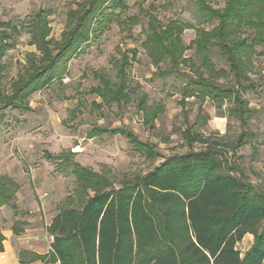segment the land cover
Instances as JSON below:
<instances>
[{"label":"trees","instance_id":"1","mask_svg":"<svg viewBox=\"0 0 264 264\" xmlns=\"http://www.w3.org/2000/svg\"><path fill=\"white\" fill-rule=\"evenodd\" d=\"M199 15L215 21L211 29L196 28V36L187 45L182 34L191 24L171 19L164 24L151 11L147 15L146 37L141 42L150 62L158 69L157 76H172L186 62L185 52L194 48L200 58V68L215 71L211 48H218L227 61L228 70L215 72L233 76L232 85H221L196 70L188 75L181 87L182 104L188 97L200 102L211 100L229 107L222 116L239 120L242 131L231 146L226 166L235 172L224 171L217 150L202 140L192 129L186 128L183 139L192 145L200 142L202 150L163 157V160L142 178L127 187L111 189V182L103 173L85 167L74 159L70 149L56 155L45 153L62 171L71 174L90 187L93 193L81 209L66 208L51 221L54 233L53 251L33 253L31 261L43 264H264V190L255 187L241 169L232 164L236 150L244 146L252 133L246 129L252 108L244 94L251 87L246 71L249 52L257 45L264 48V0H227L223 8H213L206 0H195ZM126 0H72L66 10L67 29L61 39L49 38L48 8L30 13L25 21L10 18L0 21V123L5 109L27 111L31 94L60 78L66 62L83 51L103 29L104 19L114 15L126 31L140 21L137 14L122 18L128 9ZM111 10L107 14L108 10ZM27 26L34 38L39 55L27 64L11 93H5L1 82L3 57L12 46L19 29ZM252 31V37L241 32ZM240 32V34L238 33ZM119 49L114 57L116 81L107 74L96 72L99 85L89 89L107 104L128 102L130 86L127 69L136 61L138 49ZM264 53V51H260ZM168 62L164 70L160 63ZM145 113L143 120L153 122L161 107L139 104ZM152 124V123H151ZM101 133L121 134L145 156L155 160L162 156L150 141L142 142L125 127H96L89 137ZM13 193L9 184L0 178V206L10 204ZM18 234V228L13 229ZM253 236L251 246L241 255L236 245L245 236ZM4 235L0 229V251ZM20 264H29L20 259Z\"/></svg>","mask_w":264,"mask_h":264},{"label":"rangeland","instance_id":"2","mask_svg":"<svg viewBox=\"0 0 264 264\" xmlns=\"http://www.w3.org/2000/svg\"><path fill=\"white\" fill-rule=\"evenodd\" d=\"M71 0H0V21L19 18L22 22L38 9L48 8L50 25L49 38L59 40L67 29L66 10ZM227 0H206L213 8H223ZM128 9L122 18L137 14L139 23L130 31L123 29L114 15L104 19L103 29L98 30L95 38L83 51L66 62V71L49 85L31 94L27 111L5 109V118L0 123V176L9 184L11 190H18L23 204H16V197L0 213V229L18 228V234L11 238L17 258L29 263L33 253L49 252L47 239L54 235L50 223L56 215L66 208L81 209L93 193L90 187L71 174L62 171L56 162L45 153L56 155L70 149L74 159L85 167L103 173L111 182V189L127 187L136 182L148 171L157 166L163 157L182 154L190 150H202L200 142L189 145L183 139V131L190 128L202 140H207L216 150L223 170L235 172L233 166H226L232 153L231 146L242 131L235 117L226 119L228 102L216 106L211 100L200 102L188 97L182 104L180 91L184 83L196 70L203 71L213 81L221 85H232L233 76L215 72L228 70L227 61L218 48H211V61L215 71L200 68V58L195 49L185 52L186 62L179 72L172 76H157L158 69L150 62L141 42L146 37L147 15L151 11L164 24L177 20L191 24L182 34L187 45L196 36V28L211 29L215 21L205 20L199 15L195 0H126ZM111 10L107 11V14ZM240 34V32H238ZM242 36L252 37V31L241 32ZM137 48L136 61L127 69L130 86L128 102L107 104L98 95L89 91L99 85L94 76L96 72L107 74L116 81L114 57L119 49ZM264 51L257 45L250 51L246 60V71L251 87L244 94L253 110L246 127L252 135L248 142L236 150V156L229 161L247 177L248 181L264 190ZM39 55L34 38L27 26L19 29L13 36L12 46L3 57L2 88L11 93L18 77L22 76L33 54ZM167 61L160 63V70L168 66ZM182 100V101H181ZM161 107L158 116L151 123L143 120L145 113L139 107ZM96 127H125L142 142L150 141L162 156L155 160L147 159L128 139L121 134L101 133L89 137L87 134ZM45 193V194H44ZM41 195V196H38ZM37 201L38 206L30 205ZM8 217V218H7ZM239 241L236 249L243 255L251 246L253 236L248 234ZM41 262V261H40ZM42 263V262H41ZM51 264V263H50Z\"/></svg>","mask_w":264,"mask_h":264},{"label":"crops","instance_id":"3","mask_svg":"<svg viewBox=\"0 0 264 264\" xmlns=\"http://www.w3.org/2000/svg\"><path fill=\"white\" fill-rule=\"evenodd\" d=\"M69 4H72V0L70 1ZM39 8H44V7L39 6ZM39 8L34 10L33 12L38 11ZM33 12H31V13H33ZM2 177L3 176H0V178H2ZM12 193H13V196L11 198L12 200L10 201V204L1 205L0 206V213L3 211V208L5 209L7 207V205H11V206H9V208L14 210L17 206L16 204H23L22 200L19 199V195L17 194L18 190H16V188H15V190H12ZM38 196H41V195L38 194ZM15 197L17 199L16 204H11ZM30 205L34 208L35 206H38V203H37V201H34ZM13 229H14V226L11 228H7L6 233H5V230H2V233L4 235V239L2 240L3 249H2V251H0V264H20V261H19L20 259L17 258V254L15 253V250H14L13 245L11 243V238L15 235ZM29 264H43V263H41L40 261H31V263H29ZM46 264H50V263H46Z\"/></svg>","mask_w":264,"mask_h":264},{"label":"built area","instance_id":"4","mask_svg":"<svg viewBox=\"0 0 264 264\" xmlns=\"http://www.w3.org/2000/svg\"><path fill=\"white\" fill-rule=\"evenodd\" d=\"M53 241H54V237L53 235H50L47 239L49 251H53V248H52V244L54 243Z\"/></svg>","mask_w":264,"mask_h":264}]
</instances>
